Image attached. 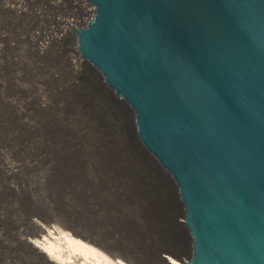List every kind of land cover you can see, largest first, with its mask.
Wrapping results in <instances>:
<instances>
[{"label":"water","instance_id":"water-1","mask_svg":"<svg viewBox=\"0 0 264 264\" xmlns=\"http://www.w3.org/2000/svg\"><path fill=\"white\" fill-rule=\"evenodd\" d=\"M84 2L78 55L173 182L186 264H264V0Z\"/></svg>","mask_w":264,"mask_h":264},{"label":"rangeland","instance_id":"rangeland-1","mask_svg":"<svg viewBox=\"0 0 264 264\" xmlns=\"http://www.w3.org/2000/svg\"><path fill=\"white\" fill-rule=\"evenodd\" d=\"M82 9L73 0H0V166L18 170L0 169V237L14 240L16 214L44 213L144 262L166 250L186 261L173 182L137 141L129 108L77 63L71 26L92 15ZM0 259L32 264L17 249L0 248Z\"/></svg>","mask_w":264,"mask_h":264},{"label":"bare ground","instance_id":"bare-ground-1","mask_svg":"<svg viewBox=\"0 0 264 264\" xmlns=\"http://www.w3.org/2000/svg\"><path fill=\"white\" fill-rule=\"evenodd\" d=\"M73 1H77V3H80L82 8H83L82 10H84L86 12L88 11V13H90V14L93 13V7L90 4L85 3L84 0H73ZM88 13H86V15ZM74 28H75V26L72 25L71 26L72 31L75 30ZM76 45H77V41L75 39V42H74L75 50H77ZM68 57H71V56H68ZM77 57H78L77 63H83V62L86 63L79 55ZM77 65H79V64H77ZM72 67H74V66H72ZM118 100L120 101L119 97H118ZM0 169H2L5 173H7L9 175H13V174L17 173V171H18V170H16V168L13 165L7 166L4 163H3V165L0 166ZM9 182H10V180H9ZM10 183H12V182H10ZM10 183L8 184V188L13 190L14 184L12 183L13 184L12 185ZM15 184H17V183H15ZM5 185H7V183ZM18 191H20V190H18ZM14 192L16 194L18 193L16 191H14ZM10 205L12 206V204H10ZM4 208H6V207H4ZM12 208H14V206ZM15 213H17V212H15ZM28 214H30V213H28ZM37 214H40V213H37ZM43 214L44 213H42V215ZM2 215L4 216L3 213H2ZM24 215L26 216V214H24ZM33 215H30V216L27 215L26 217L25 216L23 217V216H17V214H16V216H14V217H18L14 221L16 223V225L13 226V223H12L13 230H14V231H12V233H13L14 238H12V237L11 238L14 240H10L9 238H8L9 239L8 240L7 239L8 236L6 234H5V236H7V237L4 236L5 238L2 235V237L4 239L2 237H0V248L1 249L6 248L8 250H16V249L20 250L24 254V256H26V258L29 260V262H31L32 264H150L151 262H153L154 264H186V261L182 259L183 256L180 257V255H178V251H177V254L173 253L176 258L172 257L170 255H163L162 253H161L162 255H160V252L158 254L156 251L154 256L147 258V259H149V260H147L148 262L147 261L144 262V260H141L142 257L140 254H138L134 251L117 250L116 247L114 245L110 244L109 242H106V241L104 242V241L98 239L97 237H95L91 233V231L83 230L80 227H74V225L72 223L70 224L69 222H66L67 220L64 222H60V223L58 222V224L57 223L51 224L52 222L50 223V221L48 219L41 218L42 215H41V217L38 216L40 219H38V217H34ZM174 215H175V213H174ZM175 216H173L174 218H172L174 221V222L173 221L172 222L175 224L174 229L181 232L180 230L183 229V226H184V222H183L184 212H182L180 217H175ZM14 217H11V218L15 219ZM50 217H51V215H50ZM1 218H2V216H0V219ZM13 219H11V220L9 219V220L12 221ZM51 219H53V218H51ZM40 220H42V221H40ZM53 220H55V219H53ZM7 222H8V220H7ZM9 228H11V227H9ZM6 229H5V231H6ZM169 229L170 228H168V230ZM0 230H2V229H0ZM169 233H171V232H169ZM7 234H8V232H7ZM179 234H181V233H179ZM172 235H174V234H172ZM175 236L176 235H174V237ZM177 237H179V236H177ZM171 238H172V236H171ZM176 238L174 239L175 242H176ZM177 240H179V239L177 238ZM165 241H164V243L168 242L169 244H175V243H173L172 239L167 240V242H165ZM182 241H183V239H182ZM177 244H178V242H177ZM177 244H175V245H177ZM175 248H177V246H175ZM170 250H172V249H170ZM178 250L181 252V255H182L183 251L186 252V254H187L186 259H188L190 257V252H191L190 244L188 247H184L183 244H178ZM21 258H22V256H21ZM0 261H1V259H0ZM180 261H183V263H181ZM0 264H12V262H10V260H4Z\"/></svg>","mask_w":264,"mask_h":264}]
</instances>
